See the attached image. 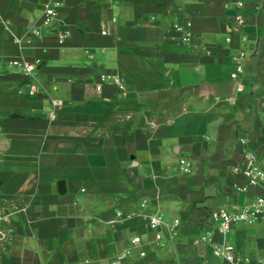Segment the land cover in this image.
<instances>
[{"label": "crops", "instance_id": "obj_1", "mask_svg": "<svg viewBox=\"0 0 264 264\" xmlns=\"http://www.w3.org/2000/svg\"><path fill=\"white\" fill-rule=\"evenodd\" d=\"M49 6L58 14L46 25ZM238 11L241 33L229 29ZM0 18L11 26L0 24V208L12 212L0 264H109L129 249L121 264H229L193 240L213 209L264 192H239L246 179L233 171L246 148L264 161V0H0ZM16 57L41 60L34 78ZM104 73L120 75L126 92L99 90ZM157 208L181 219L159 244L145 217ZM118 210L143 214L109 225ZM227 238L249 264L264 262L263 220L239 222Z\"/></svg>", "mask_w": 264, "mask_h": 264}, {"label": "built area", "instance_id": "obj_2", "mask_svg": "<svg viewBox=\"0 0 264 264\" xmlns=\"http://www.w3.org/2000/svg\"><path fill=\"white\" fill-rule=\"evenodd\" d=\"M244 5L242 1H237V6L240 8ZM57 10L55 6L47 7L44 16V24H50L57 16ZM247 20L245 15L238 11L234 14L232 21L229 23V29L233 32H242L243 27L246 26ZM0 24H4L7 28L11 29L8 21L0 18ZM174 29L181 33V41L188 43L192 40L193 33L192 31L185 26L184 23H175ZM103 33H109V29H104ZM60 38H65L70 35L69 31H60ZM16 37V36H15ZM227 41H232V36H227ZM16 41L20 39L15 38ZM242 40L247 41L248 35L243 33ZM248 57L247 48L242 47L238 50L237 55L234 58L235 69L232 71L233 78H240V75L244 72L245 61ZM2 62V56L0 55V64ZM41 60H29L27 58L16 57L10 61L14 66L21 67L24 74L27 77L34 78L35 71L39 66ZM104 83H109L116 85L121 91L126 92L127 86L124 79L118 74H107L104 73L101 75V82L98 85L99 90L102 89ZM238 89L242 90V83L239 82ZM40 91L39 84L37 82L30 84L29 92L31 94L38 93ZM227 100L234 101V97H228ZM65 104L62 98H54L53 105L54 107H60ZM57 117V110L54 108L49 112V118L54 120ZM241 142L245 143L246 139L242 138ZM180 166L184 173L191 172L193 165L192 162L186 159L185 157L181 158ZM235 173L242 174L246 181L236 184V189L241 193H246L249 189L254 187H259L264 189V161L249 148H246L243 153V159L241 162L237 163L233 167ZM142 206L148 205V200H144L141 203ZM11 211H7L4 208H0V235L2 238H7L10 236L8 231L3 227L4 222L10 221ZM141 211H123L118 210L114 217L107 220V223L111 226H114L118 223H123L128 219H131L137 215H141ZM147 219L148 226L155 230V242L161 243L163 240V232L167 231L170 237H174L177 234L179 226L181 224L180 218H174L172 221H167L161 212L160 208L155 209V211L145 214ZM211 223L206 224L204 231L201 235L194 238L195 243L204 242L211 243L213 245V254L221 259H224L229 264H249L250 259L247 256H242L237 251L236 244L227 238L228 233L233 229L234 225L243 222V221H264V192L257 194L249 201L241 204L234 205L232 209L227 207H219L213 209L210 212ZM215 233L222 236L221 241H216L214 238ZM134 244H139L142 242L140 235H134L132 238ZM132 254L131 249L122 251L117 254L113 259H111L109 264H121L128 259ZM145 254V252H141ZM264 264V262L262 263Z\"/></svg>", "mask_w": 264, "mask_h": 264}]
</instances>
